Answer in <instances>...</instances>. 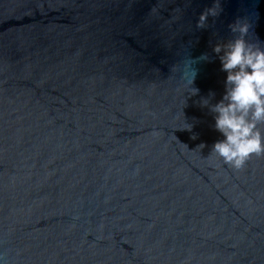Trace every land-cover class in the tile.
Masks as SVG:
<instances>
[{"label":"water","instance_id":"obj_1","mask_svg":"<svg viewBox=\"0 0 264 264\" xmlns=\"http://www.w3.org/2000/svg\"><path fill=\"white\" fill-rule=\"evenodd\" d=\"M219 2L0 0V264H264V156L211 153L201 105L264 0Z\"/></svg>","mask_w":264,"mask_h":264},{"label":"clouds","instance_id":"obj_2","mask_svg":"<svg viewBox=\"0 0 264 264\" xmlns=\"http://www.w3.org/2000/svg\"><path fill=\"white\" fill-rule=\"evenodd\" d=\"M220 11L219 0H214L213 6L200 14L197 28H205L209 16L217 17ZM228 27L234 38L217 43L213 48L221 62V70L227 73L225 92L219 102L210 104L209 99L204 98L201 105L215 114V129L225 137L214 144L211 153L221 157L226 165L240 170L253 155L264 156V47L246 39L251 27L248 19L237 18ZM199 59L208 57L202 55ZM194 73L188 81L190 86L196 76ZM198 92L191 87V95ZM187 129L191 130V125ZM204 147V144L199 146L200 149Z\"/></svg>","mask_w":264,"mask_h":264}]
</instances>
